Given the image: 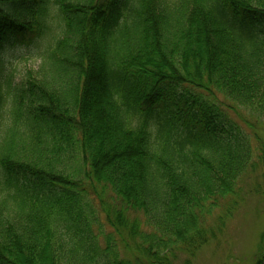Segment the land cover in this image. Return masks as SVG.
I'll return each mask as SVG.
<instances>
[{"label": "trees", "instance_id": "trees-1", "mask_svg": "<svg viewBox=\"0 0 264 264\" xmlns=\"http://www.w3.org/2000/svg\"><path fill=\"white\" fill-rule=\"evenodd\" d=\"M237 106L264 114V0H0V264L192 254L256 164Z\"/></svg>", "mask_w": 264, "mask_h": 264}, {"label": "rangeland", "instance_id": "rangeland-1", "mask_svg": "<svg viewBox=\"0 0 264 264\" xmlns=\"http://www.w3.org/2000/svg\"><path fill=\"white\" fill-rule=\"evenodd\" d=\"M50 25L52 32L55 31L56 24ZM47 44L48 39H44L6 48L5 70L13 72L14 84L20 83L27 69L37 67L38 54ZM225 111L233 121V133L246 134L250 139L255 167L240 177L235 192L221 199L205 217L201 227L205 242L192 254L186 252L185 246L178 247L169 264H255L260 256L259 238L264 232V154L260 157L264 149V114L251 115L238 106ZM104 200L108 201V196Z\"/></svg>", "mask_w": 264, "mask_h": 264}]
</instances>
